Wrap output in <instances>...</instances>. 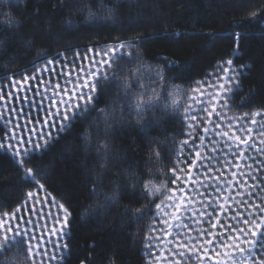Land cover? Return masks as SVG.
I'll return each instance as SVG.
<instances>
[{
    "label": "snow or ice",
    "instance_id": "6c2138e0",
    "mask_svg": "<svg viewBox=\"0 0 264 264\" xmlns=\"http://www.w3.org/2000/svg\"><path fill=\"white\" fill-rule=\"evenodd\" d=\"M108 12L109 16L105 19L111 16L112 10L108 9ZM255 16L256 13H253V18ZM174 35L179 37L182 33L177 32ZM239 35L236 34L233 55H237L240 48ZM2 43L3 41H0V44ZM143 43L142 39L119 40L114 46L96 52L88 48L82 58L80 52H76L75 59L63 66L49 60L39 74L23 75L20 80L13 79L11 90L6 93L7 85L0 89V101L4 102L5 110L11 105L14 95L19 100L21 93L26 90L40 93L43 89L45 94L50 93V104L39 122L48 129H56V132H53L42 127L37 131L35 127L25 125L28 134H24L19 122L15 123L14 128H9L8 125L13 124L11 116L6 117L4 111H0V122L5 125L4 129L0 130L3 135V140H0V152L8 154L23 170L25 179L33 185V189L26 193L23 209L17 206L14 211H4L0 216V254H3L0 256V264H64L68 244L62 237L70 232L69 220L72 213L64 203L58 202L46 188V184L41 182L46 180V171L39 164L29 166L34 155L39 156L50 151L61 136L72 129L74 123L89 117L91 124L87 127L97 132V122L102 121L104 139L107 140L109 136H115L123 124L135 123L141 128L145 127L146 123L164 125L174 121L177 115L185 129L183 135L188 139L180 142L179 151L176 152L177 160L173 162L184 163L179 158H190L192 155L196 159L186 165L188 175L184 178L177 175V167L169 169L172 173L171 184L175 187L169 189L170 194L166 196V202L154 205L155 211L151 215L153 226L150 231L161 235L149 237V240L161 241L163 236L162 242L171 245L168 248L172 257L169 264H204L205 257L213 260L214 264H264V199L257 203L253 195L256 189L261 187L254 175L260 169L253 168V165L248 163L249 159H255L249 150L264 154V147H257V143L264 145V111L227 117L225 109L229 108L228 101L233 97V86L239 87L240 71L233 67V59L222 62L224 66L215 74V80L202 82L205 86L203 91L199 88L193 89L197 95L188 96L186 106L176 107L175 101L172 105L165 103L170 81L162 69H146L139 66L142 59L139 46ZM78 62L79 72L75 67ZM69 63L73 66L71 71H68ZM171 63L178 67L175 61ZM122 66H130L134 71L121 78L118 73ZM58 77L63 78V87L59 81L52 83ZM111 85H115V94L119 97L115 103L119 107H101L100 98L112 91ZM205 96H208L207 101ZM23 99L28 100L29 97L24 95ZM11 110L15 112L16 108L13 106ZM213 113L216 114V120L212 119ZM125 117L129 119H124ZM257 117L261 119L258 120ZM198 120H202L205 125L202 128L204 135L201 136L195 131L200 128ZM254 130L260 137L258 141L253 138ZM205 136L209 139L215 136L217 139L214 144H223L224 147H213L211 156L202 157L201 151L197 149L207 147ZM196 139H199L198 144L195 143ZM83 140L84 151L87 152L92 147V132H87ZM190 140L193 143L190 144ZM175 143L173 136L152 140L148 148L147 164L161 163L162 153L170 154L174 151L168 145ZM185 146L187 152L184 150ZM78 147L73 145L66 151L71 152ZM246 151L249 152L248 157L244 155ZM95 152L107 157L110 149L107 143L97 140ZM230 157L235 159L234 165ZM241 160L244 165L240 163ZM197 161L200 163L197 164ZM229 165H232V168H229ZM193 169H196L195 177L192 175ZM179 171L183 172L184 169ZM249 178L253 181L251 184L248 183ZM98 183V179H94L89 184V190L93 194L98 191ZM237 188L242 191H237ZM159 191V188L146 179V174L131 171L123 186L118 180L114 182L112 195L106 196L105 203L97 207L106 213L121 202L119 197L123 194L133 198L139 196L151 204ZM245 195L247 199L244 198ZM37 204H41V210L44 205H48V212L38 214ZM51 205H55L58 211L53 213ZM226 206L232 208L234 214H227ZM90 211L95 215V210ZM29 212L33 215H28ZM149 212L147 206L125 208L122 215L125 218L131 215L139 221L147 217ZM219 215H223L230 222L221 223ZM34 216H39L34 227H21L25 221L27 225H32ZM47 217L54 221L51 227ZM156 221H159V226ZM204 224L210 225V228H204ZM217 225L221 228L219 232L213 231ZM49 244L53 245L51 250L48 248ZM144 247L148 249L146 258L152 256L159 259L156 257L159 244L149 242ZM80 264H85V261L82 260ZM149 264L152 262L149 261Z\"/></svg>",
    "mask_w": 264,
    "mask_h": 264
},
{
    "label": "trees",
    "instance_id": "16d2710c",
    "mask_svg": "<svg viewBox=\"0 0 264 264\" xmlns=\"http://www.w3.org/2000/svg\"><path fill=\"white\" fill-rule=\"evenodd\" d=\"M101 3L115 9L116 21L103 23L101 16L95 26L84 24L88 12L99 15ZM0 5V75L30 67L70 47L142 39L143 59L163 64L182 83L200 78L220 60L233 57L235 63L247 65L240 79L243 107L264 108V0H19ZM177 32L182 36L174 35ZM237 33L240 48L233 55ZM175 124L146 123L141 128L126 123L105 140L104 135L95 138L100 130L97 133L87 124L75 123L50 151L32 157L29 166L39 164L50 172V179L42 181L72 213L64 264L82 260L85 264H143V243L157 201L150 204L139 196L123 194L121 202L106 213L97 206L112 195L115 181L121 186L126 183L129 172L146 174V179L151 176L156 165L147 164L150 141L169 136ZM89 131L93 143L85 152L83 136ZM97 140L108 144L107 157L96 154ZM73 145L78 149L66 151ZM94 179L99 181L96 194L89 190ZM30 187L22 169L0 152V207L13 209ZM144 206L150 212L142 220L122 215L125 208Z\"/></svg>",
    "mask_w": 264,
    "mask_h": 264
},
{
    "label": "rangeland",
    "instance_id": "374dc122",
    "mask_svg": "<svg viewBox=\"0 0 264 264\" xmlns=\"http://www.w3.org/2000/svg\"><path fill=\"white\" fill-rule=\"evenodd\" d=\"M14 2L17 3L19 0H0V4H8V2ZM77 1V0H75ZM122 1V0H121ZM1 6V5H0ZM86 6V5H85ZM98 14L96 15L93 12H88V16L87 19L85 20L84 24H88V25H94L95 22L99 23L101 20L102 22H106V23H111L116 21L117 16H115V9H111V7L107 8L104 4L101 3L100 7L98 8ZM108 9H111L113 13V16H110L108 19H105V17L109 16V12ZM79 11H83L82 8H79ZM3 14L2 8H0V16ZM101 16H103L104 18L101 19ZM115 16V17H114ZM95 18H99V19H94ZM101 19V20H100ZM0 20L2 21L1 17ZM8 23V21H5V24ZM70 24H72V26L75 25V22H69ZM8 24H11L10 22ZM79 23H77L78 25ZM119 40H125V41H132V40H126V39H119ZM119 40H115V41H110V42H106V43H96V44H91V45H81V46H74V47H70L68 49H64L61 50L59 52H56L52 55L49 56H44L43 58L37 60L33 65H31L30 67H24L23 69H20L18 71H13V72H8L4 75H0V89H3L5 85H7V89H5V93L7 90H11V81L13 79L15 80H20L22 79L23 75H32L34 73L39 74V72L42 70L43 66L46 64L47 61L52 60L54 61V63L59 64L60 66H63L66 62H70L72 60L75 59V53L76 52H80L81 54V58L84 55V52L86 49L91 48L93 50V52L105 49L106 47H111L114 46L116 43H118ZM3 53V52H2ZM45 54V53H43ZM139 55L142 57V59L139 61V66L141 68H146V69H154V68H159L162 69L166 76L168 77L170 83L168 84L167 87V98L165 100V103H168L169 105H172L173 101H175V106L176 107H180L181 105H185V101L187 100L188 96H196L197 93L193 92V89L195 88H199L201 91L204 90V84L202 83L203 81H213L216 79L215 74L217 72L221 71V68L224 66L223 65V61L227 60V59H233V57L231 58H226L223 60H220L219 62H217L215 64V66H213L211 69L206 70L205 74L203 76H201L200 78H192L189 81H185V82H178L176 79V75L175 74H169L166 72V69L164 68L163 64L159 63V62H151L149 60H145L143 59V55L141 53V49L139 46ZM43 56V55H42ZM129 63H135V62H129ZM79 62L76 64V71L79 72ZM72 65L71 63L68 64V71L72 70ZM233 67L237 70L240 71V76H239V87L236 88L234 87V92H233V97L231 100L228 101V105L229 108L225 109V111L227 112V117H235V116H241L243 115V113L248 112H255V111H264V108H255V107H243V103L245 101V99H242V97L240 96L243 93V87L241 85L240 79L241 76L246 72V67L247 65H242V64H237L233 61ZM134 71V69L130 66L128 67H121L120 71L118 73V75L121 78L127 77L129 72ZM51 75V74H49ZM60 82L61 86H64V80L63 78H57V80H53L52 83L55 84L56 82ZM200 82V83H197ZM47 83V80H46ZM110 88L112 89V91L108 94V95H102L100 98V106L101 107H111V106H115V107H119V105H117L115 102L119 99V97L115 94V85H111ZM161 94L163 95V92H161ZM27 95L29 97L28 100H24L23 96ZM49 94H45L43 89L41 90L40 93H35V92H30V91H25L24 93H21V98L19 100L16 99L15 95L12 98L11 101V105L5 110L4 109V102L0 101V111H4L5 116H11V119L13 121V124L8 125L9 128H14V125L16 122H19L21 127L23 128V132L24 134H28V128L25 127V125H30L32 127H35L37 129V131H39L42 127L47 131V130H51L53 132H56L55 128H51L48 129L46 126L42 125L39 121L40 118L44 116L45 114V109L49 106L50 104V99H49ZM204 99L207 101L208 100V96H205ZM189 103H191V101H188ZM16 108L15 112H12V107ZM22 109V110H21ZM217 111H219V108L217 109ZM118 121L120 120V118H117ZM124 119H129L128 117H125ZM149 121L151 119L150 115L148 117ZM213 120H216V114L213 113L212 116ZM258 120H260V117H257ZM175 121V127H174V131H172V133L169 136H173L175 137L176 143L175 144H169L168 147L170 149H174V151H172L170 154L168 153H162V162L159 164H155L156 166L153 167V170L151 172V176L147 179L150 180L151 183L160 189V191L156 194V196L153 198L155 199L157 202L156 203H164L166 202L165 198L167 195L170 194L169 189L172 187H175L174 185L171 184V179H172V173L169 171V169L171 167H177L178 171H177V175H180L182 178H184L185 176L188 175V169L186 165H190L192 163V160L196 159V157L194 155H192L190 158L187 157H180L179 159L184 161V163H174L173 161L177 160L176 157V152L179 151V145L180 142L182 140L188 139L187 136L183 135L184 132V126L182 125V122L180 121L179 115L176 116ZM200 124V128H197L196 134L198 136L204 135L202 132V128L205 126L204 122L202 120H198L197 121ZM77 123H83V124H91V119L90 117L87 118L84 121H80ZM99 127L100 132H103V123L102 121H98L97 122ZM75 125V123L73 124V126ZM211 126V125H209ZM5 127L3 122H0V128L1 130H3ZM226 130V129H225ZM16 131H19V129H16ZM97 132V131H96ZM96 134L97 139L102 138V135H104V133H100ZM98 133V132H97ZM239 134V133H238ZM32 135H35V133H32ZM93 136V135H92ZM243 138V137H242ZM253 138L255 140H259L260 137L256 135V132L254 130L253 132ZM216 137L215 136H211V139H209L208 136H205L204 138V142L207 145V147L202 148V149H197L199 151H201V156H211L212 155V148L213 147H217V148H223L224 145L223 144H214V141H216ZM0 140H3V135L1 137ZM93 141V139H92ZM151 142V141H150ZM189 143H193V141H189ZM195 143H199V139L195 140ZM251 143V141L249 142ZM257 147H264V145H260L259 143H257ZM185 152L188 151L187 146H185ZM252 151V155L255 157V159H249L248 163H251L253 165V168H259L260 171L254 173V175H256L257 177V182L260 183L261 187L256 189V191L253 193L254 197L256 198V202L260 203L262 199H264V179H262V177H264V154H257L255 153L254 150H249ZM219 153L217 152V155ZM245 157L249 156V152L246 151L245 152ZM232 159V165H234L236 163L235 159ZM200 161H197V164H199ZM240 163L242 165H244V161L241 160ZM232 165H229V168H232ZM183 168L184 171L180 172L179 169ZM246 168V165H245ZM162 169V171H161ZM23 172V170H22ZM49 174L50 172L47 171L46 173V180L48 181L49 178ZM196 174V169H193L192 175L193 177H195ZM23 178L24 177V172H23ZM201 179H204L203 177H201ZM26 180V179H25ZM45 180V181H46ZM30 183V189H33V185L31 183V181L26 180ZM42 183H44L43 181H41ZM253 181L251 180V178H249L248 183L251 184ZM46 183V182H45ZM241 183H243V180H241ZM179 184V182H178ZM191 186V185H190ZM247 187V186H245ZM47 188V187H46ZM26 191V193H27ZM237 191H242V189L237 188ZM53 195V194H52ZM233 195H235V193H233ZM54 196V195H53ZM239 198V197H237ZM245 199H247V196L245 195L244 197ZM26 199V195L24 197V199L18 203L13 209L11 210H6L0 207V216L3 215L4 211H14L15 208L17 206H20L23 209V201ZM58 202H61L59 199H57ZM251 203V200L249 201ZM5 206V205H4ZM6 207V206H5ZM41 204H37L36 205V210L37 213L40 215H43V213L48 212L49 210V206L48 205H44L42 210H41ZM51 211L53 213H55L56 211H58V209L56 208L55 205H51ZM197 207H199V205H197ZM155 211V208H153V212ZM225 212L227 214H234L232 213V208L227 207L225 208ZM28 215L32 216L33 213L29 212ZM152 215V214H151ZM217 215V214H214ZM39 218V216H34L33 218V224L32 225H27L26 221L24 223L21 224V227H29L32 228L36 225V221ZM151 218V216H150ZM218 218L220 219L221 223L223 224H227L230 221L226 220L224 218L223 215H219ZM47 220L49 221V227L52 226V224L54 223V221H52L51 217H47ZM157 226H159V221H156ZM152 221L151 219L149 220V224L147 227V232H146V236H145V241L143 243V249H142V257H143V264H149V261L152 262V264H169V261L172 260V257L169 255L168 253V248L171 247V245H168L166 242H162L163 241V236H161V241H157V240H149V237L155 236V235H161L160 233H152L150 230L152 228ZM204 228H210V225L208 224H204L202 225ZM190 227H192V225H190ZM42 228V225H41ZM175 231V229L173 230ZM213 231L219 232L221 231L220 225H217V228L214 229ZM67 236H63L62 239L66 242L67 240ZM168 239L170 240L171 237H168ZM153 243V244H159V249L156 251V257H158L159 259H155L152 256H147L146 258V253L148 251V249H146L144 247L145 244L147 243ZM15 249V246H13ZM22 247V245H21ZM48 248L51 250L53 248L52 244L48 245ZM66 254L64 256V259L66 258L67 254H68V248L67 250H65ZM3 254H0V256H2ZM9 255H11V253H9ZM209 255H211V252H209ZM204 264H214L213 260L208 259L207 257H205L204 260Z\"/></svg>",
    "mask_w": 264,
    "mask_h": 264
}]
</instances>
